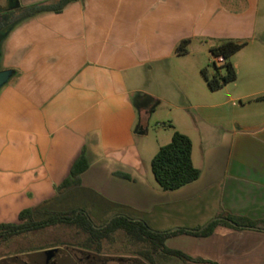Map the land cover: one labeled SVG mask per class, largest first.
<instances>
[{"label": "crops", "instance_id": "crops-1", "mask_svg": "<svg viewBox=\"0 0 264 264\" xmlns=\"http://www.w3.org/2000/svg\"><path fill=\"white\" fill-rule=\"evenodd\" d=\"M57 1L0 0V15L10 14L0 20V71L13 72L0 88V223H19L30 208L76 209L55 207L82 189L118 214L148 213L156 231L198 229L222 215L264 220V0H72L22 16ZM185 39L187 52L176 54ZM223 40L245 44L229 58L235 79L210 90L200 70L214 63L225 74L210 53ZM163 104L180 113L200 172L169 191L153 181L150 161L172 133L156 145L137 139ZM81 154L80 185L57 191ZM174 203L191 214L172 230L164 217ZM165 244L205 261L166 256L167 264H264L263 229L218 224Z\"/></svg>", "mask_w": 264, "mask_h": 264}, {"label": "trees", "instance_id": "trees-1", "mask_svg": "<svg viewBox=\"0 0 264 264\" xmlns=\"http://www.w3.org/2000/svg\"><path fill=\"white\" fill-rule=\"evenodd\" d=\"M70 1L72 0H58L51 5L33 4L24 9L22 16L26 17L46 10L59 11ZM188 42L186 39L180 41L175 47V53L178 55L185 54ZM244 44L245 42L223 40L218 45L210 48L213 58L222 57V66L226 71L224 75H220L214 63L212 73L206 67L200 70L210 90H215L222 84L235 79V72L229 58ZM260 98H264V95L260 96ZM191 151L192 143L190 138L178 130L173 131L171 139L167 144L158 148L151 158L150 168L161 190H176L198 178L200 172L192 163ZM86 167V158L81 154L72 165L68 177L58 185L57 191L79 186L80 174ZM18 218L20 220L19 223H0V241H7L14 236L41 230L47 226L63 224L77 228L79 234H82L79 240H77L76 246L98 252L105 240L111 239L113 234L121 231L127 240L143 244V250H139L138 253L148 264H155L156 255L205 262L201 258H191L178 249L167 247L165 244L166 238L176 233L207 236L214 231L218 224H224L234 229L253 228L264 230V220H251L232 215H222L221 219H214L202 228H181L174 232L153 230L144 220L132 219L124 214H116L104 225L97 226L92 222L88 213L79 208L72 210H49L46 207H36L21 211Z\"/></svg>", "mask_w": 264, "mask_h": 264}, {"label": "rangeland", "instance_id": "rangeland-1", "mask_svg": "<svg viewBox=\"0 0 264 264\" xmlns=\"http://www.w3.org/2000/svg\"><path fill=\"white\" fill-rule=\"evenodd\" d=\"M9 15H0V20L6 23ZM217 66L221 72H225V68L222 65ZM209 70L213 71L214 67L210 65ZM175 102H179L177 97ZM166 111L167 108L163 104L155 111L149 112L147 117L144 118V127L147 130V134L145 136H137L139 142L147 146L156 145L158 142H162L164 135H169L174 130H178V128H185L177 110L172 109L170 113ZM168 116H171L174 121ZM152 179L158 186L153 176ZM64 200L67 204L66 206L61 204L55 208L64 209L70 206L83 209L97 226L104 225L111 217L120 212L124 213L110 199L89 189L73 191ZM176 205L177 203H174L170 214L164 217L165 224L172 230L178 228L179 224L184 222L191 214L185 208L182 209ZM148 215V213H144L139 218L141 217V220L146 221ZM80 235L82 234H79L77 228L58 224L45 227L39 231L18 235L6 243L1 242L0 253L5 254L4 257H10L7 260V264L41 263L53 255L51 264H74L69 258L61 254H55V252L69 250L72 245H76L77 240L81 237ZM139 250H143V244L127 240L123 233L119 231L113 234L111 239L102 243L100 250L97 252L99 255H93V258L98 264H148L139 255ZM0 257L4 258L1 254ZM156 262L157 264H167L170 262V257L156 255Z\"/></svg>", "mask_w": 264, "mask_h": 264}, {"label": "flooded vegetation", "instance_id": "flooded-vegetation-1", "mask_svg": "<svg viewBox=\"0 0 264 264\" xmlns=\"http://www.w3.org/2000/svg\"><path fill=\"white\" fill-rule=\"evenodd\" d=\"M55 254H61L69 258L74 264H98V262L95 261V258H93V255H99V253L96 251L80 248L76 245H72L71 248L66 251H56ZM53 256H49V259L42 261L41 263L36 262L32 264H51V259Z\"/></svg>", "mask_w": 264, "mask_h": 264}, {"label": "water", "instance_id": "water-1", "mask_svg": "<svg viewBox=\"0 0 264 264\" xmlns=\"http://www.w3.org/2000/svg\"><path fill=\"white\" fill-rule=\"evenodd\" d=\"M13 72L10 69L0 71V88L8 82Z\"/></svg>", "mask_w": 264, "mask_h": 264}, {"label": "built area", "instance_id": "built-area-1", "mask_svg": "<svg viewBox=\"0 0 264 264\" xmlns=\"http://www.w3.org/2000/svg\"><path fill=\"white\" fill-rule=\"evenodd\" d=\"M214 61L221 63V62H223V59L221 56H218V57H214Z\"/></svg>", "mask_w": 264, "mask_h": 264}]
</instances>
